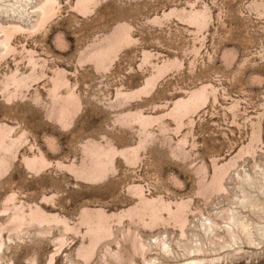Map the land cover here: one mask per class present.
Here are the masks:
<instances>
[{
  "label": "rangeland",
  "instance_id": "1",
  "mask_svg": "<svg viewBox=\"0 0 264 264\" xmlns=\"http://www.w3.org/2000/svg\"><path fill=\"white\" fill-rule=\"evenodd\" d=\"M55 1L56 16L35 31L41 0H0V26L20 29L10 42L11 52L0 46V90L15 72L31 73L32 54L46 64L47 74L23 96L7 100L0 91V124L25 140L0 176V264H50L51 259L54 264H264V0H97L86 14L75 9L78 0ZM193 9L208 10L204 28L190 25L187 13ZM121 26L128 27L133 40L112 66L98 69L84 59ZM147 52L152 59L143 62ZM156 63L168 69L156 88L136 99H120L119 92L142 88ZM54 70L66 72L82 107L66 128L49 116ZM203 84L217 90L216 99L210 95L208 104L183 119L180 128L165 116L150 127L154 136L147 140L131 120L140 111L166 115L176 100ZM95 145L119 153L106 177L90 181L74 170L93 165L86 146ZM139 146L136 162L120 154ZM242 147L243 157L224 181L226 190H203L202 172L210 183L214 163H228ZM41 155L48 166L35 173L24 157ZM133 185L173 207L189 201L193 214L184 233L174 222L149 229L128 218L120 225L114 217L109 224L113 235L92 242L80 224L83 210L108 215L129 210L138 203ZM14 195L26 211L38 207L66 219L73 230L52 223L17 231L9 223L13 204L8 200ZM226 216H233L230 224ZM237 221L247 223L250 237L240 232ZM134 234L146 245L145 255L134 249ZM157 238L167 243L163 249L156 247ZM196 246L200 252L192 249Z\"/></svg>",
  "mask_w": 264,
  "mask_h": 264
},
{
  "label": "bare ground",
  "instance_id": "2",
  "mask_svg": "<svg viewBox=\"0 0 264 264\" xmlns=\"http://www.w3.org/2000/svg\"><path fill=\"white\" fill-rule=\"evenodd\" d=\"M96 1L97 0H78L77 4L75 6L76 7L75 9H77V11L82 13V14H86L88 11L90 12L92 6H94L96 4ZM193 5H195V4H193ZM57 6L59 7V5H57V2L55 0L54 1L53 0H41V3L37 6V9L40 11V14H39V11L37 10L38 11L37 13L39 14V16H38L39 19L37 21V24H35V26L33 27L35 29V31H39L40 29L44 28L52 20V18L56 16V13L58 10ZM33 8L36 9V7H33ZM263 8H264V6H263ZM205 10H207V9H205ZM205 10L202 11V10H196V9L194 10L193 9L190 12H188L187 17L190 20V25H195V27L197 26L198 28H204L207 25V20L209 19ZM186 12H184V13H186ZM171 13H173V12H171ZM171 13H168V14H171ZM164 16H166V15H164ZM157 18L158 17H156L155 19H157ZM6 28L7 27L0 26V33H3V35L5 34L4 40L3 41L0 40L1 41L0 46L1 47L4 46L6 49L10 50V52H11V48H12L11 45L12 44L10 45V42L12 40L13 35L15 33H17L20 29L18 30L16 27H14V29L13 28L12 29H6ZM20 28H22V27H20ZM32 32H34V30ZM130 32L131 31L128 29V27L126 28V26L125 27L121 26L120 28L115 30V32L110 37L105 39L103 44H100L99 46H97V45L94 46L93 49H91L87 55L85 54L84 59H89L90 61L94 62L98 69H108L114 63V60L116 59L117 55L119 54V51L123 47L128 45L129 43H132L133 38H132ZM3 50L5 51V49H3ZM8 50H6V51H8ZM10 52L7 54L9 55ZM149 53L150 52H147L144 54V61L143 62L150 60L152 55ZM3 54H1V56ZM32 55L30 56L31 60L29 61L30 65L32 67L31 68L32 71L30 74L23 75L22 73H18L19 74L18 75L15 72V74H12L10 77H7V79L1 84L2 88L0 91L3 93V96L7 100L17 98L18 96L22 95L25 90H29L32 83L43 79L45 76L47 77V74L45 72L46 64L45 63L43 64V62H42V64H40L41 62L39 63V60H36ZM153 68L155 70V73L153 75H151L150 78H148L145 81L144 86H142V88H140L138 90L128 91V92H119L118 96L120 97V99L122 97V99H124L125 101H128V100L133 99V98L136 99V97L141 96V94H145V95L148 94L149 95V93H151V91H153V89L156 88V86H157L156 84L158 83V81H160V79L165 75L166 71L168 70L165 63H163L162 65H159L156 63L153 66ZM49 82L51 83L50 84L51 87H50V89H48V96L50 98L49 116L52 119L54 118L57 122H59L62 125V127H65V128L69 127L72 124V121H74L73 119L75 118V115H77L76 113L80 110V108H82V107H80V105H81L80 100L77 97V95L73 92L74 90H72L70 88V86H69L70 83L67 79L66 72H64L63 70H56V71L54 70V75H53V77H51ZM63 89H65V92L62 91ZM216 91L217 90L212 85L203 84L200 88H197L195 90L188 92L186 97L176 100L173 103V107H172L171 111L169 113H167L166 115L164 114L163 116L155 117V116H151V115H144L140 111L139 113H137V112L135 114L132 113L133 116L131 117V120L133 119L135 122H137L139 124V126L141 127L142 133H144L146 139L148 140V138L149 139L151 138V135L154 136V134H152V132L149 131L150 127H152V125L154 123H156V122L160 123V122H162V119L165 116H170L179 125V128H180V125L183 123L182 122L183 119L185 120L186 117H189L194 113L196 114V112H198L202 107H205L210 95L211 96L213 95V97L216 99V97H217L215 94ZM39 97L40 96L38 95V98ZM237 104L234 106H237ZM122 105H124V104H122ZM123 117L124 116L122 115V118ZM125 120H124V122H125ZM190 121H193V120H190ZM130 124H131V122H130ZM163 124L164 123H162V125ZM159 125L161 126V124H159ZM164 126H165V124H164ZM165 130H166V128H165ZM163 132H164V130H163ZM255 135H257V134H255ZM252 137H254V136H252ZM24 141L25 140L22 138V135L15 136V129L13 127H10L6 124L5 125L0 124V176L3 175L5 172H7L8 169L11 167V164H12L13 160L16 159L21 146L25 143ZM144 142H143V144L146 145ZM250 142H252V141H250ZM251 144H253V142ZM86 147H87L86 155L88 158H91V160H93V165L90 167L86 166L84 168L74 170V172L81 175L82 177H86V179L88 178L90 181L91 180H94V181L97 180L98 181L99 179H102V178L107 176L106 174L109 173V170H111L110 167L113 165L114 158H116L115 156H117L116 154L119 152H118V150L112 149V147L110 148V146H109V148H105V147L102 148V146L100 147V146H96V145L95 146H89V147L86 146ZM183 147H185V146H183ZM248 147H246V148H248ZM139 148H140V146L135 147V148H130L128 150L120 151V154L123 155L127 159L128 162H130V161L136 162L137 159L140 158L139 157V151L142 149V148H140V149ZM180 148H182V147H180ZM244 149H245V147L244 148L242 147V149L240 150L238 155L235 158L233 157L228 163H225L222 165H217L216 163H214V175H213V178L210 180L211 182L209 181L210 183H207L205 180L206 176H207V172H206V170H204V172H202V181H200V182H202L201 183L202 189L206 190L207 192L209 189L212 191V192L209 191L210 193L223 192L224 190H226V189H224L225 188L224 187V181H225L226 177L228 176L230 170L236 166L237 158L243 157L240 155H242V153H244ZM252 150H254V149H252ZM245 151H248V150L246 149ZM24 161L26 163V166L30 170L34 171L35 173L40 172V170L42 168H45V165H46V161L42 155L41 156H34L31 159L24 157ZM47 164H48V161H47ZM46 166H48V165H46ZM203 173H204V175H203ZM130 190L132 191V194H134L135 197L138 198V203L135 207L133 206L132 208H129V210L127 209L126 211H124V210H123V212L121 211L122 213H120V214H114L113 213L112 215H108L107 213H105L101 209L96 210V211L95 210L91 211L90 209L89 210H87V209L83 210L80 224L86 225V227H87L86 234L90 237V240H92V242L97 241V240L99 242V241H101L99 239H102V238L106 239V238L113 235L112 234L113 228L111 229V226L109 224H113L111 222H113L114 220L111 221V219H113L114 217H115L114 219H116V218L118 219V220L117 219L116 220H117V223L120 225L123 223L122 220L124 218H128V220H130V222L136 223V221H137L138 224H141L145 228H149V229H153L154 227H157V226L160 227V225H167V224H170V222H174L175 225L179 226L181 228V231L184 233V229L187 226V224L189 223V215L192 212V210L190 208V202L189 201H182L181 200V202H176L175 207H173V202H167L161 196L159 198H148L147 195L145 194V189L142 185H133L130 187ZM8 201L9 202L11 201V203L13 204L12 208L10 207L12 209V216L10 217L9 223L10 224H16L15 229L17 231H19L20 229H22L24 227H28L31 224H39V225L47 224L48 225V224H52V223L62 224V225L66 226L67 230H70V231L73 230V228L69 226V223L67 222L66 219H61L60 217L55 216V215L49 216V215L45 214L44 212H42L41 209L38 207L35 209L30 208L29 211H26L25 206L23 204H21V203H20V205L16 204L17 201L15 199V195H14V197L11 196ZM15 201H16V203H15ZM252 203H254V202H252ZM225 212L222 213V215H224ZM192 214H193V212H192ZM228 214L229 213H226V215H228ZM166 215H168V217H166ZM228 217L226 216V218L230 219V220H226V219L225 220L227 222L232 221L233 216L232 217L228 216ZM222 218H224V217H222ZM208 221L210 222L211 225L214 224L213 226H216L218 224L216 222H212L209 219H208ZM227 222H225V223H227ZM236 224H240V226H239L240 232L245 234L247 237H250L248 227L245 225V224H247L246 222L244 223V221H237ZM85 225H83V226H85ZM172 225H174V224H172ZM211 227L212 226H210V228ZM75 228L76 227H74V230H75ZM213 228H215V227H213ZM0 230H1V228H0ZM20 231H22V230H20ZM1 232H3V231L1 230ZM1 232H0V252L2 250ZM227 232H229L228 229H227ZM138 235L134 234V241H133L134 249H136L138 252H140V254L145 255V253L147 251V249H146L147 247L143 243V241H141V239H140L141 237L140 236H139L140 238L137 237ZM230 235H231V233H230ZM85 237H86V235H85ZM166 244L167 243H165L163 241V239H161V238L156 239V243H155L156 247H160L163 249V246H165ZM152 245L153 244H151V246ZM94 248H96V247H94ZM165 248H167V247H165ZM200 248L196 246L195 249L194 248H192V249L194 251L200 252L201 251ZM87 252H88V250H87ZM87 257H89V256H87ZM86 261H88V260H86ZM196 262H201V261L200 260H192L189 264L196 263ZM50 264H54V259H51Z\"/></svg>",
  "mask_w": 264,
  "mask_h": 264
}]
</instances>
